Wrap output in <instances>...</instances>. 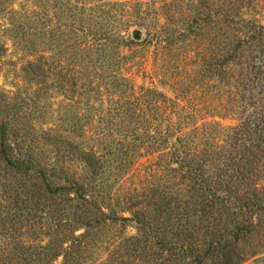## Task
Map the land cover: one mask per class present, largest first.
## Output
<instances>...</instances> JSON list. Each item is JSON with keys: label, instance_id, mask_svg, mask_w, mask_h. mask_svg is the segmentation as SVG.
Masks as SVG:
<instances>
[{"label": "rangeland", "instance_id": "obj_1", "mask_svg": "<svg viewBox=\"0 0 264 264\" xmlns=\"http://www.w3.org/2000/svg\"><path fill=\"white\" fill-rule=\"evenodd\" d=\"M203 6L224 17L231 8L234 19L264 26V0H0V124L7 128L12 156L37 169L17 174L0 161V264H17L22 245L51 244L59 251V240L63 248L69 241L63 225L73 218L76 203L45 194L43 172L52 187L87 183L94 203L109 217L89 231L68 264L129 261L128 240L138 235L137 225L120 219L134 211L154 216L158 206L177 198L183 206L172 209L171 225L184 223V213H195L194 206L184 204L192 194L190 183L180 177L186 171L173 159H156L160 148H140L130 159H120L117 149L136 127L127 115L137 106L128 104L142 88L174 97L199 82L213 96L214 106L206 113L221 114L213 120L224 129L237 124L230 110L236 97L228 99L225 80L208 72L203 79L193 75L208 61L222 60L230 47L225 25L209 26L201 36L186 30L191 17L206 14ZM168 27L175 37L181 32L187 37L171 50L153 38ZM183 56L185 70L179 64ZM186 70L190 75L184 83ZM87 153L94 157L86 159ZM260 185L264 193V177ZM35 204L40 211L32 218L27 211ZM259 220L264 221L262 214ZM247 249L255 256L243 264H264V224ZM42 252L29 251L35 258Z\"/></svg>", "mask_w": 264, "mask_h": 264}, {"label": "trees", "instance_id": "obj_2", "mask_svg": "<svg viewBox=\"0 0 264 264\" xmlns=\"http://www.w3.org/2000/svg\"><path fill=\"white\" fill-rule=\"evenodd\" d=\"M230 9L225 17L216 11L210 14L211 8L207 9L203 17L199 14L191 17L185 28L197 30V36L209 26L213 30L222 25L229 29L226 34L230 36V47L226 56L208 61L207 71V66L202 65L203 70H194L193 75L198 79L211 75L225 80L228 99L229 95L236 97L230 103L236 125L224 129L213 120L223 117L221 114L206 113L214 106L213 96L199 82L193 86L187 84L185 95L174 97L142 88V94L129 101L128 108L137 106L136 112L130 115L129 111L127 115L136 127L118 143L117 155L120 159H130L140 148H160L156 159H173V164L186 171L187 176L180 177L190 183L192 194L184 204L194 206L195 213L192 216L184 213L187 217L184 223L171 225L172 209L183 206L175 198L158 206L154 216L145 217L137 210L130 218L120 219L134 222L138 232L128 240L132 247L127 253L129 261L120 264H243L255 256L247 248L252 238L260 235L264 224L259 220L260 214L264 216V193L260 185L264 177V26L256 21L234 19ZM163 30L153 35L162 49L171 50L187 40L183 32L181 38L175 37L173 27ZM254 51L256 54L252 55ZM180 60V67L185 70L187 56ZM36 65L31 63L30 67ZM188 74L186 70L184 83ZM232 103H236L235 109ZM6 136L7 128L0 124V161L5 167L17 174L37 170L29 162L12 156ZM92 157L91 153L86 154V159ZM185 159H191L190 164ZM41 174L45 194L67 197L69 202L76 203L72 207L73 218L63 225L71 235L64 248L65 242L59 240V251L51 244L38 247L30 244L26 248L22 245L17 264H52L58 257H62L60 264H68V257L77 252L89 231L106 223L109 217L94 203L87 183L72 180L70 185L52 187L46 173ZM39 211L35 204L27 212L34 218L32 213ZM165 213L167 219L162 218ZM80 229L84 233L75 235ZM35 248L43 251L36 258L29 253Z\"/></svg>", "mask_w": 264, "mask_h": 264}, {"label": "water", "instance_id": "obj_3", "mask_svg": "<svg viewBox=\"0 0 264 264\" xmlns=\"http://www.w3.org/2000/svg\"><path fill=\"white\" fill-rule=\"evenodd\" d=\"M134 38H135V39H139V38H140V36H139V33H138V32H135V33H134Z\"/></svg>", "mask_w": 264, "mask_h": 264}]
</instances>
